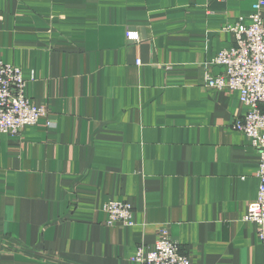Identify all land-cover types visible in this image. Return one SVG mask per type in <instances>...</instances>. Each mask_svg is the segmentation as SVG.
I'll return each instance as SVG.
<instances>
[{
  "label": "crops",
  "instance_id": "0c3cea01",
  "mask_svg": "<svg viewBox=\"0 0 264 264\" xmlns=\"http://www.w3.org/2000/svg\"><path fill=\"white\" fill-rule=\"evenodd\" d=\"M258 1L0 0V60L46 110L0 132V264H139L160 230L192 264H264L245 109L204 86Z\"/></svg>",
  "mask_w": 264,
  "mask_h": 264
},
{
  "label": "built area",
  "instance_id": "2783aa9c",
  "mask_svg": "<svg viewBox=\"0 0 264 264\" xmlns=\"http://www.w3.org/2000/svg\"><path fill=\"white\" fill-rule=\"evenodd\" d=\"M264 0L251 7L252 13L245 24L228 26L234 35V44L220 51L212 63L219 67L217 75H206V89L237 91L239 104L245 116L233 121L231 128L241 132L250 145L258 150L259 162L256 177L259 182L256 201L250 205L245 216L247 222L256 225V233L264 250ZM242 22V21H240ZM129 40H137L135 33H128ZM22 72L0 60V132L18 135L24 126L35 125L46 116L43 107H36L25 96ZM106 224L133 225L132 207L126 202H107L102 208ZM153 250L147 254L142 247L136 250L134 261L139 264H192L180 252L177 243L165 230L159 231Z\"/></svg>",
  "mask_w": 264,
  "mask_h": 264
}]
</instances>
